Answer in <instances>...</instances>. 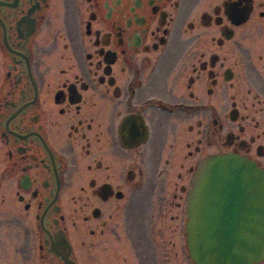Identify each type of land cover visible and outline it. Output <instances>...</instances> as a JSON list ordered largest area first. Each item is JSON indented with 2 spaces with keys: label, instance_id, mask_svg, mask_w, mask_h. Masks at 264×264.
<instances>
[{
  "label": "flooded vegetation",
  "instance_id": "af4514ba",
  "mask_svg": "<svg viewBox=\"0 0 264 264\" xmlns=\"http://www.w3.org/2000/svg\"><path fill=\"white\" fill-rule=\"evenodd\" d=\"M226 153L264 170V0H0V264H196Z\"/></svg>",
  "mask_w": 264,
  "mask_h": 264
},
{
  "label": "water",
  "instance_id": "95a60500",
  "mask_svg": "<svg viewBox=\"0 0 264 264\" xmlns=\"http://www.w3.org/2000/svg\"><path fill=\"white\" fill-rule=\"evenodd\" d=\"M187 234L196 264H254L264 258V170L238 154L200 164L188 194Z\"/></svg>",
  "mask_w": 264,
  "mask_h": 264
},
{
  "label": "rangeland",
  "instance_id": "374dc122",
  "mask_svg": "<svg viewBox=\"0 0 264 264\" xmlns=\"http://www.w3.org/2000/svg\"><path fill=\"white\" fill-rule=\"evenodd\" d=\"M184 258H185V262H191V260H190V258H189V256H188V251H187V249H186V251H185V254H184Z\"/></svg>",
  "mask_w": 264,
  "mask_h": 264
}]
</instances>
